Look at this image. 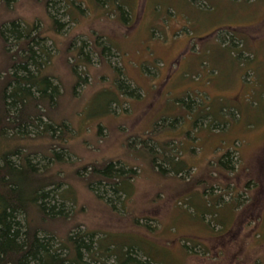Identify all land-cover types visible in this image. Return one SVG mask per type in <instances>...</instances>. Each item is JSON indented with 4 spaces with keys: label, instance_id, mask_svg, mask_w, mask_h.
<instances>
[{
    "label": "rangeland",
    "instance_id": "obj_1",
    "mask_svg": "<svg viewBox=\"0 0 264 264\" xmlns=\"http://www.w3.org/2000/svg\"><path fill=\"white\" fill-rule=\"evenodd\" d=\"M51 1L0 0V32L17 20L43 37L66 148L51 147L59 132L5 142L71 189L69 226L153 264H264V0H116L126 22L111 0ZM2 49L0 36V69ZM111 161L133 170L124 189H89L92 166Z\"/></svg>",
    "mask_w": 264,
    "mask_h": 264
},
{
    "label": "trees",
    "instance_id": "obj_2",
    "mask_svg": "<svg viewBox=\"0 0 264 264\" xmlns=\"http://www.w3.org/2000/svg\"><path fill=\"white\" fill-rule=\"evenodd\" d=\"M111 1L116 3L126 22V8L117 5L116 0ZM54 24L63 28L57 19ZM21 27L17 20L10 21L1 26L0 32L2 50L8 58L0 69V264H153L135 248L113 249L103 243L106 237L101 234L82 231L80 224L70 227L74 216L70 215L68 207V204L74 205V197L68 194L71 189L61 190L63 182L53 173L52 167L41 168L29 152L23 153L20 146L10 144L12 141L6 144L9 134L14 142L28 139L32 131H40L42 134L38 137L50 140L59 132L53 142L56 144L51 147L65 149V139L70 134L67 124L57 122L51 115L58 108L61 92L60 84L46 74L49 58L43 60V57L49 54L39 41H43V37L40 33L32 37L27 28ZM12 40L19 45L18 51L10 50L9 41ZM22 41L25 44L21 45ZM82 50H78L79 54ZM104 52L105 48L101 53ZM85 60L88 62L89 58ZM122 76L117 81L121 94L137 95L138 88ZM52 157L56 163L63 161L60 152L53 153ZM172 163L169 162L171 168ZM221 164L231 168L230 152L223 156ZM122 169L112 161L102 166L93 165L89 189L99 191L101 186H108L112 196H116L133 177H130L133 170L128 169V177H124ZM173 169L176 173L182 172ZM60 226L64 229L63 237L59 236ZM98 235L102 237L97 240ZM199 245L198 242L186 243L184 249Z\"/></svg>",
    "mask_w": 264,
    "mask_h": 264
}]
</instances>
